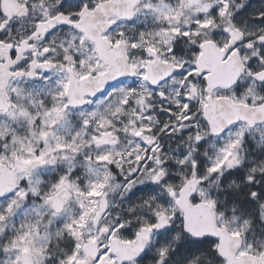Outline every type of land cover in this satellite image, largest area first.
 Here are the masks:
<instances>
[{
    "label": "snow or ice",
    "instance_id": "snow-or-ice-1",
    "mask_svg": "<svg viewBox=\"0 0 264 264\" xmlns=\"http://www.w3.org/2000/svg\"><path fill=\"white\" fill-rule=\"evenodd\" d=\"M0 264H264V0H0Z\"/></svg>",
    "mask_w": 264,
    "mask_h": 264
}]
</instances>
